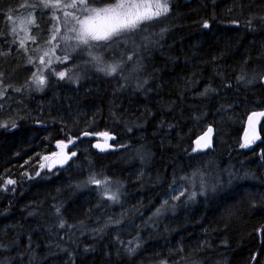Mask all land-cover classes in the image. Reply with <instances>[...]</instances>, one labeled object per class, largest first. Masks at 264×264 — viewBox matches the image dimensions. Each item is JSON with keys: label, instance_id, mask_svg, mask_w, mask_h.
I'll return each instance as SVG.
<instances>
[{"label": "trees", "instance_id": "obj_1", "mask_svg": "<svg viewBox=\"0 0 264 264\" xmlns=\"http://www.w3.org/2000/svg\"><path fill=\"white\" fill-rule=\"evenodd\" d=\"M169 2L117 40V74L59 79L35 51L48 30L30 41L21 25L31 14L39 33L53 10L0 0V79L11 86L0 99V180L16 181L0 184V264H264V119L262 140L241 147L248 116L264 109V0ZM209 126L211 147L194 152ZM103 132L115 149L95 150ZM69 140L76 155L51 168L55 144ZM94 173L118 201L87 183ZM170 186L187 191L174 201Z\"/></svg>", "mask_w": 264, "mask_h": 264}, {"label": "snow or ice", "instance_id": "obj_2", "mask_svg": "<svg viewBox=\"0 0 264 264\" xmlns=\"http://www.w3.org/2000/svg\"><path fill=\"white\" fill-rule=\"evenodd\" d=\"M102 3V0H92V4ZM39 4L44 9H52L51 19L56 23L53 25L51 40L48 41L49 44L52 41H56L59 38V42L51 49L52 52H55L56 48H60L63 44L61 51L64 53L63 57H56V60L63 64L70 59L69 53H76L77 51L86 52L87 56L91 58L92 62H95L97 65V70L104 73L105 75L112 76L118 73V70L121 68L120 62L115 63H106L103 56V51L108 50L111 45L115 44L118 39H122L124 36L135 33L141 29V25L145 22L152 21L156 18L165 16L170 11V2L169 0H114L112 3L105 4L102 7H94L89 4V0H71L70 3H63V0H39ZM58 9H72V11H63L62 16L56 15ZM11 19V17H10ZM61 23L63 25L64 32L61 34ZM35 24L34 16H31L27 19L21 20V25H30ZM205 28L209 27L207 22H204L203 25ZM14 31V30H13ZM25 32H28V29L25 27ZM28 39L35 40V37L27 36ZM15 42V41H14ZM19 47L25 49V39L19 40ZM37 53L40 52V49H35ZM49 52H44L43 55H39V63L48 69L50 75H54L59 79H64L66 76V71H56L55 68L50 67L53 63L51 59L45 64L44 57L48 56ZM128 60L132 59V56L127 57ZM29 64H35V61L32 56L28 57ZM39 71V69H38ZM33 82L38 88H41L46 84V78L43 74L37 75L36 72L33 73ZM243 79V77H240ZM8 86L2 85V79H0V99L3 98L7 92ZM15 91H20L19 88ZM207 91V90H206ZM2 107V105H0ZM253 116H264V113H253ZM249 124L252 125V117H249ZM6 127L7 125H0ZM15 127V123L12 124ZM212 132L211 128H208V132L205 133V136L200 137L195 143L196 148L193 151L207 149L211 146V137L208 135ZM84 136L90 135L89 132L85 131ZM99 135L105 137V144H97L96 147L104 150L105 147H111L107 144V141L113 139L114 137L110 136L108 132L99 133ZM259 136L253 134L251 138H248L246 133V139L241 147H249L253 144ZM203 141V143H201ZM63 145V141L59 142ZM68 143H73L72 140H69ZM66 147V145H65ZM55 155V154H54ZM76 153L72 152L71 156H75ZM71 156H63L61 163H66ZM47 159V157H45ZM39 173H37L38 175ZM101 175H103L101 173ZM195 176V174H193ZM181 179L194 181L188 177H182ZM15 180L8 179L7 181L0 180V184H3L4 189L8 188V185H14ZM88 184H94L98 187L103 197L111 200L118 201L119 194L118 190L113 192L110 185L113 183L110 178L104 176L103 179H98L97 174H92L89 176ZM202 183V180H201ZM175 184V181H173ZM170 191H177L179 194L172 196V199L179 200L185 195L187 189L174 188L170 186ZM196 196V192L192 191L189 195V199H192ZM164 205L168 204V201L163 202ZM163 207V205H162ZM160 209H157L159 212ZM59 212V209H57ZM119 223V221H116ZM61 227L64 226L61 222ZM129 251H134V249H129ZM166 264V262H162Z\"/></svg>", "mask_w": 264, "mask_h": 264}, {"label": "rangeland", "instance_id": "obj_3", "mask_svg": "<svg viewBox=\"0 0 264 264\" xmlns=\"http://www.w3.org/2000/svg\"><path fill=\"white\" fill-rule=\"evenodd\" d=\"M70 2H71V0H63V3H70ZM55 11H56V15L62 16L63 11H72V9H58ZM40 15L42 17V23L39 24V33L40 34L38 33L37 30L34 31V29H33L37 23L26 25L25 27L28 29L27 33L29 35H32V33H35L34 37H35V39L37 38L38 40H40V36H44L45 29L48 30L49 39L47 41L39 44V49H40V53L49 52L48 57L53 61L52 67L55 68L56 71H66L65 77H71V76H74L76 74L85 73V72L89 71L90 69H92L93 67H97L95 62H92L91 58L87 56L86 52H80V51H77L76 53H69L70 59L66 63H63V64L59 63L56 60V57L57 56H60L61 58L63 57L64 53L61 51V49L63 48V44H61L60 48H56L55 52H52L51 49L55 46V44H57L59 42V38H57L56 41H52L51 44L48 43V41L51 40V36H52V32L50 30L52 29L53 25L56 23L54 20L51 19L52 11H50L49 13H41ZM34 18H35V22H36V17H34ZM49 24H50V27H49ZM48 27H49V29H48ZM151 31H152V28H151ZM63 32H64V29H63V25L61 23V34H63ZM32 37H33V35H32ZM38 40H36V43L38 42ZM30 41H32V39H30ZM118 41L120 42L121 40H118ZM118 41L115 44L111 45V47L108 50L103 51V56H104L105 62L108 61L111 63H115L116 52L118 50L117 46L119 44ZM60 151L61 150L59 149L56 151V153L57 152L59 153ZM50 160H49V162H50ZM178 188H180V187H178ZM172 193L174 195L179 194L177 191H172Z\"/></svg>", "mask_w": 264, "mask_h": 264}, {"label": "water", "instance_id": "obj_4", "mask_svg": "<svg viewBox=\"0 0 264 264\" xmlns=\"http://www.w3.org/2000/svg\"><path fill=\"white\" fill-rule=\"evenodd\" d=\"M261 82H262V84L264 86V76L262 77ZM253 113H264V109L254 111L248 116L247 121H246L245 132L246 133L252 132V135L255 134V135L259 136V139H257V140L261 141L262 137H261V133H260V126H261V123H262V121L264 119V116H253ZM250 116L252 117V125L251 126L249 124V117ZM208 128L212 129V132L208 134L211 137V145H212V141H213V138H214V135H215V131H214V127L213 126H209ZM208 128L196 139V141L200 137L205 136V133L208 132ZM110 136L114 137L113 139H110V140L107 141V144L111 145V147H105L104 150L115 149L116 148L113 144H111V141H114L116 139V136L113 135V134H110ZM94 137L97 138V140L94 142V145H93L95 150H97L99 152L103 151V150L97 148L96 145L97 144L104 145L105 144V137H103V136H101L99 134L94 135ZM59 142L60 141H58L55 144V147H62V148H64V151L59 156H57L56 158H54V159H52L50 161V167L51 168H58V167L59 168H65L69 164L71 158L73 157V156H71V153L69 152V149L76 143V140H73V143H68V142L63 141V145H61ZM201 143H203V141H201ZM65 145H66V147H65ZM195 145H196V143H195ZM204 150H206V149H204ZM63 156H71V158L68 159L66 163H61L60 161L63 158Z\"/></svg>", "mask_w": 264, "mask_h": 264}, {"label": "flooded vegetation", "instance_id": "obj_5", "mask_svg": "<svg viewBox=\"0 0 264 264\" xmlns=\"http://www.w3.org/2000/svg\"><path fill=\"white\" fill-rule=\"evenodd\" d=\"M56 148H57V150L60 149L61 151H60L59 153H58V152H57V153L55 152V153H54L55 155L51 158V160L54 159V158H56L57 156H59V155L64 151V148H62V147H56ZM69 152H70V151H69ZM70 153H72V152H70ZM51 160H50V161H51ZM49 164H50V162H49Z\"/></svg>", "mask_w": 264, "mask_h": 264}]
</instances>
